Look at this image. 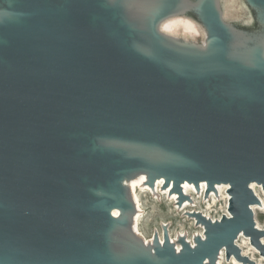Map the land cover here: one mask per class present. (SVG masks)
Wrapping results in <instances>:
<instances>
[{"label":"water","instance_id":"1","mask_svg":"<svg viewBox=\"0 0 264 264\" xmlns=\"http://www.w3.org/2000/svg\"><path fill=\"white\" fill-rule=\"evenodd\" d=\"M127 2L0 0V264H217L224 248L241 259L242 232L260 246L264 50L230 48L211 0L206 48L160 33L181 0H156L141 23ZM140 173L179 193L229 185L232 218L196 214L206 239L181 253L166 229L145 245L122 185Z\"/></svg>","mask_w":264,"mask_h":264},{"label":"rangeland","instance_id":"2","mask_svg":"<svg viewBox=\"0 0 264 264\" xmlns=\"http://www.w3.org/2000/svg\"><path fill=\"white\" fill-rule=\"evenodd\" d=\"M155 1L156 0H128L127 8L130 10L131 18L136 19L141 23L144 18V11ZM204 1L205 0H185L184 3L187 6L186 10L188 13L183 15L184 22H186L187 19L196 22V20L201 18L200 13ZM219 4H221L222 10L220 7H218V10L221 13L223 12L232 34L235 35V37H238L243 45H246L244 51H248L255 46H259L264 50V37H261L262 35H259L254 31L255 29L253 30V26H255L264 31V22L261 16L262 12L252 7L248 0H221ZM252 16H257L259 22L254 21V23ZM176 21L174 23L173 21L172 23H169V27L172 26L171 29L176 30V32L172 33L180 39L193 42V37L196 35L190 30H187L185 23L178 24L179 21ZM260 189L262 191L261 196L257 197L259 200V205L257 206V213L259 216H256L255 214V222L256 226H260L261 231H264V189L262 186H260ZM141 197L143 202L141 204H144L142 213L144 216V223L142 222L143 225H141L140 230L145 235L149 245L152 244V240H154L155 236L159 237V233L163 232L165 229L167 232L170 231L172 236L184 235L186 237L189 236L190 238H200L203 234L202 229L199 228L194 221L187 218L186 210L203 211L216 221L221 220V218L229 212L227 194L223 192L221 193L217 190L210 191L208 195H206V192L199 194L195 193L190 198L193 200L195 206L190 207L189 205H186L188 207L185 206L182 211L178 210L177 204H175L168 196H159L158 199L157 194L144 192V196ZM208 207L211 208L208 209ZM122 235L119 234V240ZM241 239L243 241H241ZM241 239L239 242L236 241L241 259H238L235 255H231L228 258L227 252L225 251V254L221 259V264H264V236L259 240L260 246L255 245L249 236L243 235Z\"/></svg>","mask_w":264,"mask_h":264},{"label":"bare ground","instance_id":"3","mask_svg":"<svg viewBox=\"0 0 264 264\" xmlns=\"http://www.w3.org/2000/svg\"><path fill=\"white\" fill-rule=\"evenodd\" d=\"M110 1H114V0H110ZM181 6L180 8H178L176 10V12L171 15L170 17H168L167 19H165L164 21H162L159 25V31L162 35H165L167 37H174L175 39L179 38L178 36H176L175 34H173L174 32H176V30H172L171 27H169V23H173L178 20L179 23L178 24H184L187 27V30H190L191 32H193L196 36L193 37V42L192 44H194L195 46L198 47H205L207 46V36L209 35L208 29L205 26V24L199 19L196 20V22L191 21L190 19H187L186 22H184V16L186 15L187 12V6L185 5V0H181ZM207 1V0H205ZM204 1V2H205ZM216 6L217 8L220 7L221 9V4L220 1L221 0H211ZM249 2V1H248ZM250 4V3H249ZM222 10V9H221ZM252 11V10H251ZM221 13V12H220ZM224 22L226 23V25L229 27L228 23L225 20V17L223 15V12L221 13ZM262 16V20L264 22V17H263V13H261ZM253 17V22H259V18L257 16H252ZM177 22V21H176ZM254 22V23H255ZM230 28V27H229ZM255 29V30H254ZM253 30L256 31L259 35H262L261 37H264V31L253 26ZM173 32V33H172ZM201 38V39H199ZM200 41H199V40ZM242 41L238 38V37H234L231 39L230 43H229V47L234 49V48H242ZM164 183H165V179H157L154 186L151 187L149 185L148 182V175L146 173H140L139 175H134V176H125V178L122 180V185L123 187H125L127 189L128 195H129V200L130 202H132V204L135 207V212L134 214H132L131 216V223L129 225V230L131 231V233L133 235H135L136 237H138L139 239H141V241H143L145 243V245H149L148 241L146 240L145 235L141 232L140 227L143 222V205L141 203L142 202V197L144 196V192H149L151 194H157V198L159 199V196H168L171 200L174 201L175 204H177V208L178 210L182 211L184 209V207L186 205H189L190 207L195 206V204L193 203V200H191L190 198L195 194H199V193H205L207 188H208V183L205 181L201 182L199 187H196L193 183H189L188 181H185L182 186H181V190L182 192L179 193L177 191H174V182H171V185L169 186L168 189L164 188ZM230 188L229 185H224V184H216L215 188H213V190H217L220 191L221 193H226L228 196V203L231 199V196L228 193V189ZM252 190L254 191L255 195L261 196V189L260 186L257 184H252L251 185ZM212 190V191H213ZM220 194V193H219ZM223 195V194H222ZM214 199V198H213ZM169 200V199H168ZM202 200V199H201ZM179 201H182L183 205L181 206L179 204ZM214 201V200H213ZM212 203V202H211ZM215 203V201H214ZM208 204V202H207ZM259 204L253 205L251 206V209L253 211L254 214V219H255V214L256 216H259L257 211H258V206ZM207 206V205H206ZM188 207V206H186ZM205 207V206H204ZM211 207H208V209H210ZM187 211V218L189 220H192L195 222V224L202 229V235H201V239L205 240L206 239V230H205V226L198 222V219L196 217V214H201L203 215L205 218L210 219L212 221H216L214 219H212V217L209 214H205L203 211H198V210H192V211ZM120 215V211L119 210H114L113 211V216L118 218ZM227 217L232 218V215L228 212ZM144 223V222H143ZM257 227V226H256ZM258 230L261 231L260 226L257 227ZM164 231L159 233V241L161 245H164L165 243V234ZM183 234V233H182ZM243 232L239 235V237L237 238V242L240 241L241 237L244 235H242ZM168 236H169V240L170 242L175 246L177 253H181V251L183 250V243H182V239L185 240L186 238V242L189 243L191 245L192 248L197 247V241L196 238H190L189 236L186 237L184 235H177V236H172L170 231L168 232ZM241 241H243L241 239ZM153 242V240H152ZM242 244V243H241ZM236 245V242H235ZM244 245V244H243ZM246 245V244H245ZM237 246V245H236ZM250 250V249H249ZM154 251V250H153ZM225 251H227L226 248H224L221 253H220V257L218 259V264H221V259L225 254ZM206 264H209V260H207L205 262Z\"/></svg>","mask_w":264,"mask_h":264}]
</instances>
